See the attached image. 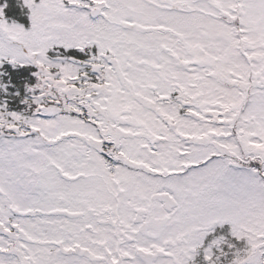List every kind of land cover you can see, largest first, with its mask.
<instances>
[{
    "label": "snow or ice",
    "instance_id": "6c2138e0",
    "mask_svg": "<svg viewBox=\"0 0 264 264\" xmlns=\"http://www.w3.org/2000/svg\"><path fill=\"white\" fill-rule=\"evenodd\" d=\"M0 264H264V0H0Z\"/></svg>",
    "mask_w": 264,
    "mask_h": 264
}]
</instances>
